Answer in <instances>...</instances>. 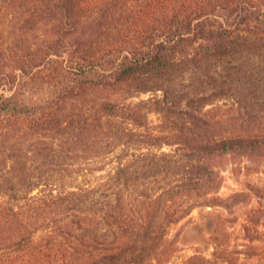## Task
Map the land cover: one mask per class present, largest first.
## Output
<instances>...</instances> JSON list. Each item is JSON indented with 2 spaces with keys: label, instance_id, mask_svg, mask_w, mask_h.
<instances>
[{
  "label": "trees",
  "instance_id": "1",
  "mask_svg": "<svg viewBox=\"0 0 264 264\" xmlns=\"http://www.w3.org/2000/svg\"><path fill=\"white\" fill-rule=\"evenodd\" d=\"M10 7L22 11L26 31L46 28L49 35L18 59L22 78L45 72L56 90L30 101L19 74L0 72V149L5 138L30 130L41 153L38 181L52 186L61 170L88 155L110 163L104 179L76 189H43L50 193L38 197L57 208L54 228L70 236L58 208L81 211L96 194L110 222L127 230L137 226L117 254L122 258L77 257L69 264L156 258L157 240L195 204L178 192L198 189L215 172L209 156H227L224 144L242 142L233 134L197 130L222 124L206 104L264 97V0H0V18ZM153 112L165 118L158 132L147 128ZM243 142L247 154L262 150L264 134L248 133ZM164 144L178 148L164 150ZM129 192L141 195L140 218L126 213ZM90 246L99 248L83 242L85 251Z\"/></svg>",
  "mask_w": 264,
  "mask_h": 264
},
{
  "label": "rangeland",
  "instance_id": "2",
  "mask_svg": "<svg viewBox=\"0 0 264 264\" xmlns=\"http://www.w3.org/2000/svg\"><path fill=\"white\" fill-rule=\"evenodd\" d=\"M22 19V11L12 7L0 18V72H15L21 78L23 71L18 59L32 51L28 48L43 45L49 37L46 28L26 31ZM42 74L22 78L25 96L30 101L52 95L56 90V82L45 72ZM5 92L10 94L12 90ZM206 109H213V115L222 119V124L212 123L206 128L203 125L197 130L213 137L240 136L241 145L236 140L224 144L229 150L227 156H209L215 167L211 178L206 177L194 191L178 192L183 199L189 196L195 204L181 220L169 225L167 234L157 240L160 247L156 258L145 264H264V149L247 154L243 142L248 133L264 134V97H244L241 101L233 96L221 97L207 103ZM164 119L161 113H151L147 128L154 132L162 130ZM46 138L51 140L50 136ZM37 144L30 130H20L17 137L5 138L0 149V264H69L77 257L109 255L122 258L117 254L122 250L124 253L137 226L127 230L120 223L110 222L107 210L102 204L96 205L104 200L99 195H92L81 211L58 208L57 212L65 216L61 225L72 229L75 236L54 228L55 206L50 202L41 204L38 198L50 193L41 192L43 189H76L104 179L111 169L110 163L88 155L79 165L61 170L56 175L57 185L43 184L38 181L41 153ZM230 145L234 150L229 149ZM176 148L177 144L163 147L168 151ZM159 193L163 192L149 194ZM125 198L130 203L126 213L142 217L140 193L129 192ZM83 242L95 243L99 248L90 246L85 251Z\"/></svg>",
  "mask_w": 264,
  "mask_h": 264
}]
</instances>
